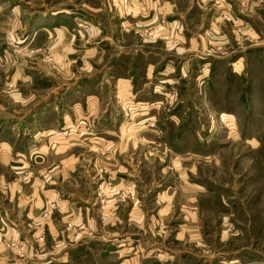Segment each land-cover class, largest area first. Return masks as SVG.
Returning <instances> with one entry per match:
<instances>
[{"label": "rangeland", "instance_id": "rangeland-1", "mask_svg": "<svg viewBox=\"0 0 264 264\" xmlns=\"http://www.w3.org/2000/svg\"><path fill=\"white\" fill-rule=\"evenodd\" d=\"M149 1L162 13L132 14L134 0H0V209L21 237L0 246V264H46L64 251L71 264H264V0ZM64 20L72 33H90L92 21L111 32L112 20L122 58L132 36L153 58L147 66L139 57L130 81L110 79L127 75L124 58L109 71L104 64L97 87L103 72L82 71L80 43L64 47L43 29ZM166 62L167 76L157 72ZM149 65L164 82L136 97L133 82ZM80 88L101 95L100 112L92 105L89 116L55 121L52 108ZM51 129L59 135H44ZM32 190L39 218L20 199ZM67 208L78 215L65 217ZM49 223L60 239L93 227L103 246L127 240H111V254L94 238L63 249L50 244Z\"/></svg>", "mask_w": 264, "mask_h": 264}, {"label": "crops", "instance_id": "crops-1", "mask_svg": "<svg viewBox=\"0 0 264 264\" xmlns=\"http://www.w3.org/2000/svg\"><path fill=\"white\" fill-rule=\"evenodd\" d=\"M134 1H136L135 2L136 4L130 5L131 6L130 10L132 11V14L136 13L138 15V14H141L142 12H144L146 15L150 16L152 14L153 15L160 14V13H162L161 11H163V10L160 11L156 4H150L149 0H134ZM152 1L154 2L155 0H152ZM159 1H162V0H156V2H159ZM144 9H146V10H144ZM128 20L130 21L131 19H128ZM86 22L89 23L88 21H86ZM117 22L121 23L122 21H117ZM113 23H115V22L111 20V32H108L106 25H104L103 23H100L98 21H92V23H91L92 31L90 33H85V32H83L82 29H78L79 33H72L71 29L67 26V23H65V20L61 24H58L57 27H54V25L51 24V27L43 28V29H45V31L46 30L48 31L49 37H52V36L57 37L56 42L58 40H62L65 43L64 47H66L68 44L72 43L73 39L77 40L80 43V48L81 49L84 48V50H83L84 54H82V56L80 57V59H81L80 63L82 64V66H81L82 71H83L84 67H86L87 71H89V68H90V70L94 69V66L97 67V68H95V70H98L99 68L103 67L104 64H105V66H107V69L109 71V69L111 70V68H114V66H116V63H118L120 60H122L124 58L125 62L122 61V64L127 63L126 64L127 66L125 69V71L127 72V75L123 76V74H121L118 76H114L111 73L110 79L111 78L113 79L112 82H114V79H116L117 82L119 80L130 81L131 79L129 77H132V76L135 77L136 71H138V68L136 65H137V62L140 61L139 57L147 60V66H148V61H151L152 59H150V58H153V57H152V55L150 56L151 52L144 50L141 45L137 44V41H136L137 39L132 36V39L129 38L127 40H131L130 45L134 44V48L132 50H129V51L126 50L125 52H123V55L125 57L122 58V56H120L122 54V48L121 47L117 48L114 46V44H112V42H114V40H116L118 38V34L116 36H114V29L112 26ZM176 35H178L179 38L181 37L182 39L187 40V41H190L192 39V38L186 39L185 38L186 36H184V33L180 32V31H177ZM60 36L62 37L61 39H60ZM58 37H59V39H58ZM53 41H54V39H53ZM53 41H51V42H53ZM68 47H71V45ZM108 49H110L112 52H111V54H109L107 56L106 61L104 63H102L103 57L105 55V50H108ZM68 50H71V49H68ZM66 53H68V52H66ZM179 54H180V51H177L176 54H174V52H173L172 54H170L171 57H169L168 61L171 62L174 59V57L179 58ZM56 56H60V54H58ZM63 56H64V53H63ZM165 56L166 55L161 56L160 60H162ZM167 62L162 67L158 66L160 69L157 71L158 73H162V74L167 76L168 73L173 72V70H174L173 66H171ZM71 63H72L71 57L67 58L65 61V66H64L65 73H68V74L71 73V70H72V68H71L72 64ZM234 63H237V67L239 69L240 68L239 62L237 61ZM149 66L151 68L145 67L146 72H145V69L141 70L142 73H139L140 78L136 81V84H135V82H133L134 83V94L136 97L138 95L141 96L142 94L146 93L147 86H149L148 83L156 82V84L160 85V83L164 82L163 80H160V79H164L162 76H159L160 79H158V80H155L157 75H154V76L150 75V77L148 76L149 70L150 69L154 70V68L156 67L155 65H152V66L149 65ZM233 67H235V66H233ZM101 71L103 72L101 75V79L95 81L97 84V87L99 85H101L102 83L107 82L106 79H103V78H105L104 77L105 74H104V70H102V68H101ZM114 71H116V70H114ZM141 78H145L144 79L145 81L140 83L139 81ZM147 79H150V80H147ZM90 80H94V79H90ZM159 80L161 82H159ZM92 84H95V83H92ZM91 87L93 88L94 86H91ZM126 87H129V86L127 85ZM66 88H70V86L67 85ZM73 94H76V96H72ZM63 96L65 97V101L67 103L68 102H70V103L67 104L65 102L63 105H60V107H57V108L53 107L52 108L53 110L56 111L55 115L52 116L55 119V121H62V122H64V124H66V122H69L73 119V116H75L74 119L77 116H83V114L89 116V115H91V113H93V106H95L96 114H98L100 112L98 105L101 103V100H100L101 95L95 91L89 92V90L86 91V90H82V88H80L79 90L74 89V90H72L71 94H67V95L65 94ZM75 97H76L75 101L72 102L73 98H75ZM76 100H78V101H76ZM139 103H141V101H139ZM90 105H91V108H89ZM89 110H90V112H89ZM44 112H46V111L44 110ZM103 113H104V111L102 112V114ZM48 132H49V135L51 136V138H53V137L55 138L59 135L57 129L46 130V131H44V135H47ZM107 133L111 134L110 131L105 130L101 133H96V135L99 134L101 137H104ZM88 135H92V134H86V133L80 134L81 137L82 136L89 137ZM96 135H93V136H95L97 138L100 137V136H96ZM69 175H71L70 171H69ZM75 179L77 180V178H75ZM12 193L13 192H10V195ZM26 197H27V199H25V198H20V199L22 201H26V200L31 201V216H33L35 218H39V210H37L35 208V204L41 205L40 203H42L41 198L39 197V191L38 190H35V191L32 190V192L30 194H27ZM34 200H36V202H35L34 206L32 207V202H34ZM79 214H80V211H79ZM71 215L75 217L78 215V212H76V211L73 212V210L67 208L65 210V217H68ZM1 217L2 218L3 217L8 218V217H13V215L8 210H1L0 209V246L2 248H7L8 243L13 242V244H16L18 242V240L21 238L20 237L18 239V237L15 236L19 232L20 225L16 219L15 220L9 219V221L6 223V222H4V220L1 219ZM68 218H70V217H68ZM39 221H40V225H41V224H43L44 220L39 219ZM47 228H48V233L52 235L50 244H52V246H56V244H58V247H60V245H62L63 249L66 247L65 246L66 244H68V246H70V247H76V246L80 245L81 247L85 248V246L88 244V242L91 241L88 239L94 238L96 244H99V246H102V248L110 249L108 251V253L111 254V240L119 241V244H118L119 246H122L124 243H126L124 240H127V239H124V240L123 239H111V237H109V238H107V241H109V244H106V246H103L104 242H102V240H100L101 239V236H100L101 233L104 234L103 231L102 230L100 231L99 229L98 230L97 229L96 230L91 229L93 227H91V228L86 227L80 231H77V233L72 234V235H68V233H67L65 235L66 238L62 236L61 239L58 237V235H59L58 231L55 229V227L51 223L48 224ZM4 229H6L5 233H3ZM33 229L35 230V227L32 228L33 234L30 237H32V241H35V242L40 244V240H36V235H38L37 234L38 231L36 233ZM36 230H40V228H36ZM11 236H13V237L11 238ZM22 238H25V237L23 236ZM81 247H80V252L83 251V249ZM55 253H58L59 256L48 258V260L46 261V264L50 263V262L54 263L56 261H60L61 264H71L72 263V257H70L69 252L64 251V255L60 254V252H55ZM97 257H100V259H104V257H105L104 252L99 254V256L95 255V258H97ZM129 259L130 258H124L123 257L116 264H127V261ZM43 260L44 259H42L40 261V264L43 262ZM177 262H178V260H177ZM236 262H238L237 259H231V260H228V262H226V264H233ZM97 263L98 262L96 261V264ZM221 263H225V262L221 261ZM109 264H111V263H109Z\"/></svg>", "mask_w": 264, "mask_h": 264}, {"label": "built area", "instance_id": "built-area-1", "mask_svg": "<svg viewBox=\"0 0 264 264\" xmlns=\"http://www.w3.org/2000/svg\"><path fill=\"white\" fill-rule=\"evenodd\" d=\"M120 3H122L123 5L127 4L128 0H119ZM83 29H85L86 31H89L90 28L87 25H83Z\"/></svg>", "mask_w": 264, "mask_h": 264}]
</instances>
